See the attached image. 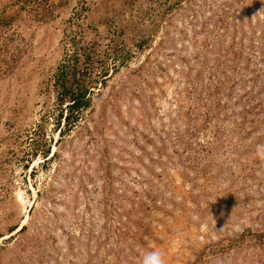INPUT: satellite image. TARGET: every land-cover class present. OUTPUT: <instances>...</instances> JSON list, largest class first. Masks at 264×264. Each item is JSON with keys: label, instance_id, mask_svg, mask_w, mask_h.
<instances>
[{"label": "rangeland", "instance_id": "rangeland-1", "mask_svg": "<svg viewBox=\"0 0 264 264\" xmlns=\"http://www.w3.org/2000/svg\"><path fill=\"white\" fill-rule=\"evenodd\" d=\"M153 249L264 264V0H0V264Z\"/></svg>", "mask_w": 264, "mask_h": 264}, {"label": "trees", "instance_id": "trees-1", "mask_svg": "<svg viewBox=\"0 0 264 264\" xmlns=\"http://www.w3.org/2000/svg\"><path fill=\"white\" fill-rule=\"evenodd\" d=\"M63 87L64 88L62 90V93L65 96L69 95V97H70V104H68L67 106H69V110H71V112L77 111L81 107L85 106V104H86L85 101L87 100V98H86L87 90L86 89H83L82 91H79V90L78 91H74V89H68L66 87V85H64ZM70 118L71 117L68 114H65V118L64 119H68V121H69ZM60 132H61V130H60ZM23 227H21V229H23Z\"/></svg>", "mask_w": 264, "mask_h": 264}, {"label": "clouds", "instance_id": "clouds-1", "mask_svg": "<svg viewBox=\"0 0 264 264\" xmlns=\"http://www.w3.org/2000/svg\"><path fill=\"white\" fill-rule=\"evenodd\" d=\"M138 264H166L165 253L159 250H143L139 254Z\"/></svg>", "mask_w": 264, "mask_h": 264}]
</instances>
